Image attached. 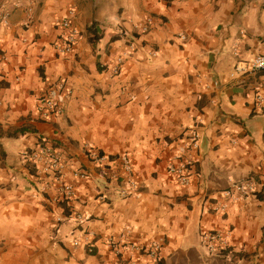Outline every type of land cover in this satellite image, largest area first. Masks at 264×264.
Returning <instances> with one entry per match:
<instances>
[{
  "label": "crops",
  "instance_id": "1",
  "mask_svg": "<svg viewBox=\"0 0 264 264\" xmlns=\"http://www.w3.org/2000/svg\"><path fill=\"white\" fill-rule=\"evenodd\" d=\"M0 5L12 12L0 24V264H264V71L234 74L264 52V0ZM67 17L80 36L61 54ZM60 79L72 89L63 114L38 119L40 96ZM195 127L201 158L185 186L168 166L187 154ZM41 136L64 153L60 179L24 157ZM93 148L130 157L139 196L121 195L125 182L109 180L125 175L121 160L102 167ZM246 179L256 193L226 195ZM67 183L76 190L69 202ZM77 212L94 253L74 245ZM211 231L225 235L214 249L202 239ZM153 243L158 257L141 251Z\"/></svg>",
  "mask_w": 264,
  "mask_h": 264
},
{
  "label": "built area",
  "instance_id": "2",
  "mask_svg": "<svg viewBox=\"0 0 264 264\" xmlns=\"http://www.w3.org/2000/svg\"><path fill=\"white\" fill-rule=\"evenodd\" d=\"M11 13V10L0 5V24L7 23L11 17ZM60 23L65 30V34L62 42L58 44V49L61 54H69L73 51L79 39L80 30L72 22L70 17L62 19ZM145 29L147 30V27H145ZM242 33H244V31H242ZM124 62L125 56H118L116 64L113 66V73L115 75L121 72ZM259 71H264V52L256 55L247 63L238 64L234 70V74H253ZM71 95L72 89L69 87L67 81L65 79L57 80L40 96L36 107V117L40 120H50L51 118L62 115L64 112L63 100ZM258 102L259 104H264V95L258 96ZM201 149L202 135L195 127L191 130L189 135L187 154L177 162L171 163L168 166V171L173 174L182 185L187 186L191 183V177L195 173L196 165L201 158ZM89 156L102 167H108L115 162L116 159H120L125 175H112L109 180H123L125 182L119 184L120 193L123 197L140 195L139 183L133 178V164L129 156L122 154L119 156L120 158H111L97 148L90 149ZM24 157L32 164L38 165L45 174H51L60 179L65 173L66 163L64 161V153L53 146L50 140L45 136H41L38 141V146L33 148L30 152L25 153ZM74 175L80 179H86L88 177L87 172L78 170L74 172ZM257 190L258 183L254 179L238 180L231 183L229 189L226 190V195L231 198H241L246 195L254 194ZM46 192L47 187L41 185L37 196H44ZM75 194L76 190L72 184L67 183L62 185L61 198L63 201H72L75 198ZM106 197V194L102 195L103 199ZM215 210L223 211L225 210V206L216 207ZM75 217L78 228H81V230H79V234L74 236V245L79 246L86 244L88 250L93 252L94 246L92 237L87 230L84 228L82 229L86 220L84 214L77 212ZM59 220H62V217H60ZM202 239L205 244L211 249H214L217 241L225 240V235L221 231H211L203 234ZM118 243L114 238H110V244L115 247L116 252L119 254L120 248ZM160 250L161 245L159 243H153L151 246L143 249L141 248V251H146V253L152 257H158Z\"/></svg>",
  "mask_w": 264,
  "mask_h": 264
},
{
  "label": "trees",
  "instance_id": "3",
  "mask_svg": "<svg viewBox=\"0 0 264 264\" xmlns=\"http://www.w3.org/2000/svg\"><path fill=\"white\" fill-rule=\"evenodd\" d=\"M91 253H94V251H93V252H91Z\"/></svg>",
  "mask_w": 264,
  "mask_h": 264
}]
</instances>
